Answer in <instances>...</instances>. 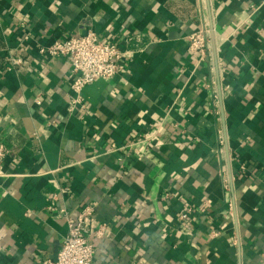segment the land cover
Here are the masks:
<instances>
[{
  "label": "crops",
  "instance_id": "1",
  "mask_svg": "<svg viewBox=\"0 0 264 264\" xmlns=\"http://www.w3.org/2000/svg\"><path fill=\"white\" fill-rule=\"evenodd\" d=\"M204 1L224 38L221 119L188 51L199 0H0V264L53 261L68 232L56 212L88 204L105 226L92 264H264V0ZM90 31L152 41L70 113V64L38 47Z\"/></svg>",
  "mask_w": 264,
  "mask_h": 264
},
{
  "label": "built area",
  "instance_id": "2",
  "mask_svg": "<svg viewBox=\"0 0 264 264\" xmlns=\"http://www.w3.org/2000/svg\"><path fill=\"white\" fill-rule=\"evenodd\" d=\"M253 10L256 8L253 7ZM199 24L197 29L188 37V51L198 57L197 67L206 65L209 71L207 88L211 90V113L213 116L223 117L224 95L228 87L218 85L217 78L222 67L220 61L221 44L224 38H219L216 29L215 9L208 6L204 0H199L198 6ZM152 41L147 33L132 31L122 39L103 40L94 32L83 36L57 39L47 46H39L38 52L42 56L51 59H67L73 81L71 91L77 98L70 99L69 112L72 113L77 104H81L80 96L84 89L98 81H112L120 75L128 59H132L135 53H141L145 49V43ZM13 67L21 64V60L12 59ZM8 71H10L8 69ZM220 152L228 148V139L222 129L217 131ZM127 147L112 145L110 152L124 151ZM11 156L10 150L0 144V167ZM125 168V165H123ZM221 179L226 191L232 190L235 178L228 173H222ZM231 209V207H230ZM233 212V210L231 211ZM95 207L91 204L80 208L75 217H71L65 208L56 212V217L66 220L68 232L57 257L48 264H92L95 257V248L91 242L92 237L104 236L105 226H100L93 231ZM191 210L187 209L180 216L185 221Z\"/></svg>",
  "mask_w": 264,
  "mask_h": 264
}]
</instances>
